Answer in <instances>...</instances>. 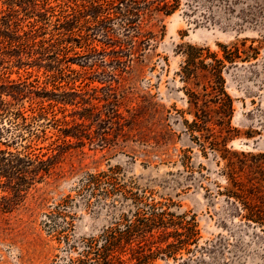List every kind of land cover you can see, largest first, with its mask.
<instances>
[{"label": "rangeland", "instance_id": "1", "mask_svg": "<svg viewBox=\"0 0 264 264\" xmlns=\"http://www.w3.org/2000/svg\"><path fill=\"white\" fill-rule=\"evenodd\" d=\"M46 1L0 0V29L9 22L19 35L35 36L19 57L17 48L0 57V93L27 122L35 118L36 137L20 145L30 144L49 167L20 198L18 182L0 177V264H97L102 237L149 234L140 222L150 206L164 213L166 232L194 223L198 234L171 255L159 242L163 232L153 230L142 243L147 264H264V234L229 197L240 195V185L264 192V182L245 171L234 187L219 153L194 139L199 134L185 124L192 121L188 90L202 93L201 84L182 76L188 46L202 50L197 60L205 64L209 55L223 60L233 111L229 128H207L219 141L227 136L230 151L264 155V0H201L194 16L183 1L168 15L140 6L129 28L131 17L107 16L92 0ZM7 81L13 86L3 87ZM9 91L20 97L12 101ZM217 108L210 106L212 120ZM121 244L120 258L133 263L137 244Z\"/></svg>", "mask_w": 264, "mask_h": 264}, {"label": "trees", "instance_id": "2", "mask_svg": "<svg viewBox=\"0 0 264 264\" xmlns=\"http://www.w3.org/2000/svg\"><path fill=\"white\" fill-rule=\"evenodd\" d=\"M181 1H183L186 15L194 16L197 10H199V7H201V0H104V4H99L98 0H92L88 3H90L94 9L97 6L102 10L106 9L104 14H107V16L109 15V13H106L107 11L117 10V16H119L120 19L125 16L131 17V19H127V23H125V26L129 28L133 27L139 21L142 12L140 6H142L143 10L147 9L146 7L155 5L154 10L164 12L168 15L181 6ZM47 3L48 2L45 0V4ZM34 5L36 4L34 3ZM50 8L51 7H48V9ZM13 12L15 11H12V13ZM107 16L104 19L108 21L109 17ZM2 26L3 30L0 29V57L14 56L8 53L14 52L15 48L22 50L17 52V56H14L19 57L20 54H23L25 48L34 46L33 41L35 36L33 31L19 35L18 32L20 28H18V25L10 28L9 22H5ZM61 45L62 43L58 44V42H54L50 47H56L60 52L67 51L64 47H60ZM59 47L61 49H59ZM188 49L191 53L186 54V64L182 69V76L185 80L184 83L193 84L194 87H198L201 84L202 90V93L188 90L189 112L192 116V121L190 123L185 121L188 131L191 134L195 132L199 134V136L194 137V139L197 142L201 141L199 145H201L203 150L207 148V144L211 151L219 153V158L225 162V175L227 180L230 181L234 187L236 184L235 175L245 171L251 174L253 172L256 173L260 178L259 181L264 182V167L260 166L258 162V160H264L263 154L253 155L251 153L230 151L226 148L229 138L225 136L219 141L217 138H214V135L210 133L211 131L207 128L209 124L217 126L227 124V128H229V121L233 111L232 101L222 88L223 79L221 73L222 69L225 68L223 60H217L215 56L209 55L212 59V63L205 64L203 59L197 60L202 57L201 49L191 46H188ZM223 59L230 65L234 64L233 59L227 58L225 53ZM200 78L203 79L202 83L199 81ZM12 86V81H7L6 86L3 87L10 88ZM5 96L15 101L20 97V93L9 91ZM211 105L218 107L217 110L214 109L212 112L213 114L217 112L219 114L215 120H212V116L209 115ZM14 106H16V104L4 101L0 93V146L4 147V149L0 148V177L6 179L10 183L13 180L18 182V186L16 185L15 189L18 194L17 197L20 198L22 197L20 193H25L27 189H30L33 185L42 181L43 177L48 174L49 167L45 164V161L40 160L33 153L30 144L24 147L20 145L21 142L26 141L27 138L36 137L33 127V122L36 120L32 118L31 122H27L28 118L25 112H23L21 108H16ZM203 131L206 132L205 135L202 133ZM16 146H20L21 149H17ZM88 182L97 184V177L90 176ZM243 188L244 187L240 185V195L238 192L229 191V194H231L229 197L240 201L242 207V215L240 214V218L245 220L247 224L249 223L258 227L264 234V192L258 188H253L252 192H254V194L252 195L248 190H242ZM245 192L247 193L245 194ZM249 197L251 199H249ZM149 210L150 218L146 219L145 222H140L141 228H144V231L149 234L146 236L134 233L125 235V237L120 236L114 238L109 235L102 237L104 243L101 245L100 251L93 252L96 255L97 264H126L120 258V254L126 250H123L125 246H122V240H125V245L129 247L132 243L137 244V252L135 251L136 256L132 255L130 260L133 261V263L130 264H147L148 260L151 258L150 249L147 250L148 254H144V251L141 249L145 244L144 242L153 237L152 231L155 229L163 232V241L159 242L164 245L166 251H169L171 255L175 254L181 246L192 242L194 237L198 234L194 223L181 225L182 227L179 229L182 230L183 233H178L177 229H174L173 232H166L169 227L167 223L162 220L164 213H158L155 206H150ZM169 239H172V241H169ZM142 243L144 244L142 245ZM90 247L91 246H89V249H91ZM157 249L160 250L161 247H157ZM129 250L132 251L133 248ZM139 253H141V255H137ZM87 254L88 252H86V255Z\"/></svg>", "mask_w": 264, "mask_h": 264}]
</instances>
